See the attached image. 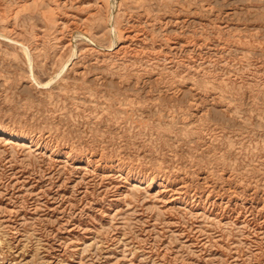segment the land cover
I'll return each instance as SVG.
<instances>
[{
  "label": "rangeland",
  "instance_id": "rangeland-1",
  "mask_svg": "<svg viewBox=\"0 0 264 264\" xmlns=\"http://www.w3.org/2000/svg\"><path fill=\"white\" fill-rule=\"evenodd\" d=\"M0 137V264H264V0H0Z\"/></svg>",
  "mask_w": 264,
  "mask_h": 264
},
{
  "label": "bare ground",
  "instance_id": "bare-ground-1",
  "mask_svg": "<svg viewBox=\"0 0 264 264\" xmlns=\"http://www.w3.org/2000/svg\"><path fill=\"white\" fill-rule=\"evenodd\" d=\"M109 1V0H108ZM8 3V2H7ZM52 3V2H51ZM84 3V2H83ZM121 3H122V1H121ZM123 4V3H122ZM145 4V3H144ZM149 5V4H148ZM56 6V5H55ZM79 6V5H78ZM103 6V5H102ZM125 6V5H124ZM137 6V5H136ZM131 8V7H130ZM54 9V8H53ZM120 9V8H119ZM142 9V8H141ZM108 11V10H107ZM113 11V10H112ZM131 11V10H130ZM140 11V10H139ZM75 13V12H74ZM131 13V12H130ZM76 14V13H75ZM108 14V13H107ZM23 15V14H22ZM136 15V14H135ZM158 15V14H157ZM83 16V15H82ZM145 16V15H144ZM141 17V16H140ZM26 18V17H25ZM84 18V17H83ZM126 19V18H125ZM27 20V19H26ZM110 20H112V19H110ZM135 20V19H134ZM58 21V20H57ZM165 22V21H164ZM109 23V22H108ZM122 23V22H121ZM130 23V22H129ZM126 24V23H125ZM17 25V24H16ZM109 26V25H108ZM126 26V25H125ZM110 27V26H109ZM146 27V26H145ZM184 27V26H183ZM120 28V27H119ZM162 28V27H161ZM180 28V27H179ZM216 28V27H215ZM16 29V28H15ZM68 29H70V28H68ZM111 29V28H110ZM130 29V28H129ZM221 29V28H220ZM75 30V29H74ZM100 30V29H99ZM121 30V29H120ZM150 30V29H149ZM152 30V29H151ZM36 31V30H35ZM82 31V30H81ZM111 31V30H110ZM177 31V30H176ZM68 32V31H67ZM75 32V31H74ZM77 32V31H76ZM75 32V33H76ZM168 32V31H167ZM112 33V32H111ZM152 33V32H151ZM79 34V33H78ZM109 34V33H108ZM150 34V33H149ZM161 34V33H160ZM168 34H170V33H168ZM80 35V34H79ZM149 36V35H148ZM161 36V35H160ZM83 37H84V35H83ZM104 37V36H103ZM166 37V36H165ZM7 38V37H6ZM8 38H9V36H8ZM7 38V39H8ZM85 38V37H84ZM116 38V37H115ZM3 39V38H2ZM31 39V38H30ZM71 39H72V37H71ZM154 39V38H153ZM166 39V38H165ZM33 40V39H32ZM100 40H102V39H100ZM149 40V39H148ZM155 40V39H154ZM3 41V40H2ZM73 41V40H72ZM84 41V40H83ZM119 41V40H118ZM136 41V40H135ZM159 41V40H158ZM69 42V41H68ZM91 42V41H90ZM136 43V42H135ZM52 44V43H51ZM85 44V43H84ZM91 44H92V42H91ZM110 44V43H109ZM50 45V44H49ZM72 45V44H71ZM75 45V44H74ZM73 45V46H74ZM108 45V44H107ZM142 45V44H141ZM156 45H158V44H156ZM20 46H21V44H20ZM26 46V45H25ZM92 46H93V44H92ZM111 46V45H110ZM109 46V47H110ZM203 46V45H202ZM76 47V46H75ZM94 47V46H93ZM168 47V46H167ZM190 47V46H189ZM207 47V46H206ZM70 48H73V47H70ZM202 48V47H201ZM10 49V48H9ZM22 49V48H21ZM25 49V48H24ZM109 49V48H108ZM111 49V48H110ZM195 49V48H194ZM199 49V48H198ZM20 50V49H19ZM76 50V49H75ZM74 50V51H75ZM98 50V49H97ZM167 50V49H166ZM186 50V49H185ZM72 52V51H71ZM88 52V51H87ZM195 52V51H194ZM20 53V52H19ZM24 53V52H23ZM69 53V52H68ZM101 53V52H100ZM22 54V53H21ZM25 54V53H24ZM26 55H27V52H26ZM82 55V54H81ZM84 55V54H83ZM105 55V54H104ZM74 56H75V53H74ZM73 56V57H74ZM80 56V55H79ZM24 57V56H23ZM26 57V56H25ZM31 57V56H30ZM29 57V58H30ZM72 57V58H73ZM164 57V56H163ZM11 58V57H10ZM107 58V57H106ZM109 58V57H108ZM168 58V57H167ZM78 59V58H77ZM84 59V58H83ZM112 59V58H111ZM139 59V58H138ZM164 59V58H163ZM25 60H27V59H25ZM30 60H31V58H30ZM85 60V59H84ZM105 60V59H104ZM161 60V59H160ZM68 61V60H67ZM10 62V61H9ZM130 62V61H129ZM28 63V62H27ZM97 63V62H96ZM171 63V62H170ZM5 64V63H4ZM3 64V65H4ZM81 64V63H80ZM79 64V65H80ZM84 64V63H83ZM121 64V63H120ZM67 65H68V63H67ZM204 65V64H203ZM82 66V65H81ZM28 67V66H27ZM74 67V66H73ZM100 67V66H99ZM15 68V67H14ZM32 68V67H31ZM91 68V67H90ZM27 69V68H26ZM101 69V68H100ZM40 70V69H39ZM82 70V69H81ZM102 70V69H101ZM204 70V69H203ZM2 71V70H1ZM28 71V70H27ZM27 71H25V72H27ZM91 71V70H90ZM39 72V71H38ZM137 72V71H136ZM130 73V72H129ZM31 74H33L32 73V71H31ZM30 74V75H31ZM37 74V73H36ZM96 74V73H95ZM133 74V73H132ZM26 76V75H25ZM49 76V75H48ZM128 77H130V76H128ZM193 77V76H192ZM35 78V77H34ZM38 78V77H37ZM196 78V77H195ZM49 79V78H48ZM55 79V78H54ZM78 79V78H77ZM99 79V78H98ZM125 79V78H124ZM41 80V78L39 77V81ZM183 80V79H182ZM19 81V80H18ZM21 81V80H20ZM50 81V80H49ZM189 81V80H188ZM3 82V81H2ZM36 82V81H35ZM87 82V81H86ZM128 82V81H127ZM134 82H135V80H134ZM217 82V81H216ZM37 83H38V81H37ZM122 83V82H121ZM172 83V82H171ZM177 83V82H176ZM185 83V82H184ZM183 83V84H184ZM222 83V82H221ZM33 84V83H32ZM106 84V83H105ZM110 84V83H109ZM112 84V83H111ZM38 85H39V83H38ZM63 85V84H62ZM74 85V84H73ZM70 86V85H69ZM100 86V85H99ZM105 86V85H104ZM190 86V85H189ZM192 86V85H191ZM211 86V85H210ZM214 86V85H213ZM29 87V86H28ZM113 87V86H112ZM59 88V87H58ZM74 88V87H73ZM86 88V87H85ZM166 88H168V87H166ZM105 89H107V88H105ZM81 90V89H80ZM84 91V90H83ZM117 91V90H116ZM165 91V90H164ZM215 91V90H214ZM98 92V91H97ZM96 92V93H97ZM63 93V92H62ZM65 93V92H64ZM85 93V92H84ZM83 93V94H84ZM201 93V92H200ZM206 93V92H205ZM220 93V92H219ZM197 95V94H196ZM199 95V94H198ZM216 95V94H215ZM73 96V95H72ZM78 96V95H77ZM194 96V95H193ZM214 96V95H213ZM225 96H226V94H225ZM83 97V96H82ZM97 97V96H96ZM207 97V96H206ZM197 99H198V97H197ZM210 99V98H209ZM223 100H224V98H223ZM49 101V100H48ZM127 101V100H126ZM141 101V100H140ZM210 101H211V99H210ZM225 101V100H224ZM75 102V101H74ZM135 102V101H134ZM142 102V101H141ZM222 102V100L220 101V103ZM78 103V102H77ZM126 103V102H125ZM205 103V102H204ZM81 104V103H80ZM86 104V103H85ZM89 104V103H88ZM116 104V103H115ZM225 104V103H224ZM218 105V104H217ZM61 106H62V104H61ZM74 106V105H73ZM89 106V105H88ZM100 106V105H99ZM102 106V105H101ZM121 106V105H120ZM124 106V105H123ZM52 107V106H51ZM108 107V106H107ZM223 107V106H222ZM90 109V108H89ZM192 109V108H191ZM197 109V108H196ZM121 110V109H120ZM101 111V110H100ZM148 111V110H147ZM195 111V110H194ZM224 111V110H223ZM165 112V111H164ZM199 112V111H198ZM162 113V112H161ZM189 113V112H188ZM111 114V113H110ZM125 114V113H124ZM192 114V113H191ZM106 116H108V115H106ZM110 116V115H109ZM168 116V115H167ZM56 117V116H55ZM185 117V116H184ZM204 117V116H203ZM202 118V117H201ZM75 119V118H74ZM94 119V118H93ZM104 119V118H103ZM173 119V118H172ZM198 120V119H197ZM196 120V121H197ZM202 120V119H201ZM100 121V120H99ZM161 121V120H160ZM173 121V120H172ZM73 122V121H72ZM206 122V121H205ZM171 123V122H170ZM199 123V122H198ZM96 124V123H95ZM112 124H114V123H112ZM212 125V124H211ZM220 125V124H219ZM164 127V126H163ZM172 128V127H171ZM203 129V128H202ZM204 129H205V127H204ZM214 132V131H213ZM1 135L3 136V137H7L9 140H7V142L8 143H10V142H12L13 140H15V138H14V136L13 135H10V136H8L6 133H1ZM1 136V137H2ZM19 136V135H18ZM31 136V135H30ZM200 136V135H199ZM0 137V138H1ZM198 139V138H197ZM202 139V138H201ZM29 141V140H28ZM23 143V145L22 146H24L26 149L27 148H29L30 146L28 145L29 144V142H27V141H22ZM209 142V141H208ZM213 147V146H212ZM31 148V147H30ZM34 148V147H33ZM210 148V147H209ZM51 151V150H50ZM69 151V150H68ZM33 152V151H32ZM66 153V152H65ZM29 154V153H28ZM85 154V153H84ZM88 154V153H87ZM52 155V154H51ZM263 155V154H262ZM90 159V158H89ZM202 163V162H201ZM207 164V163H206ZM210 164V163H209ZM217 164H219L218 162H217ZM220 166H221V164H220ZM226 167V166H225ZM229 168V167H228ZM204 169V168H203ZM210 170V169H209ZM221 170V169H220ZM230 170V169H229ZM232 171V170H231ZM133 176V175H132ZM128 183V182H127ZM134 185H136V184H134ZM153 185V184H152Z\"/></svg>",
  "mask_w": 264,
  "mask_h": 264
}]
</instances>
